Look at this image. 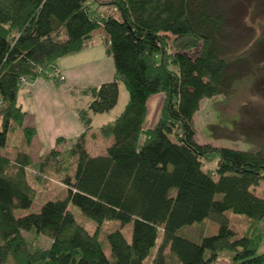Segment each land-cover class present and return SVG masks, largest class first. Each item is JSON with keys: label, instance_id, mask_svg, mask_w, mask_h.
Wrapping results in <instances>:
<instances>
[{"label": "trees", "instance_id": "trees-1", "mask_svg": "<svg viewBox=\"0 0 264 264\" xmlns=\"http://www.w3.org/2000/svg\"><path fill=\"white\" fill-rule=\"evenodd\" d=\"M89 1L0 0V264H168L166 248L180 264H219L224 251L230 264H264L258 251L264 232L256 241L239 235L226 216L264 219V195L252 191L264 183V140L256 151L213 148L195 141L193 124L203 99L230 94L247 76V48L227 54L230 26L251 13L264 16V0ZM106 5L117 16H105ZM94 37L112 59L115 80L83 89L91 100L78 117L89 131L91 115L116 106L122 83L124 109L99 128L111 142L103 155H93L87 133L69 145L57 138L36 178L59 177L66 195L17 216L34 202L30 157L3 154L9 132L21 131L26 147L35 137L19 91L40 77L61 83L57 62ZM261 44L264 31L254 39ZM160 94L164 105L146 127L149 101ZM61 143L67 147L57 151ZM211 158L218 159L214 173L203 170L202 161ZM71 205L96 223L93 232L76 220ZM207 218L218 224L216 233L198 242L178 233ZM114 220L117 227L99 238L100 225ZM129 223L127 239L122 228ZM29 234L50 244L33 246Z\"/></svg>", "mask_w": 264, "mask_h": 264}, {"label": "rangeland", "instance_id": "rangeland-1", "mask_svg": "<svg viewBox=\"0 0 264 264\" xmlns=\"http://www.w3.org/2000/svg\"><path fill=\"white\" fill-rule=\"evenodd\" d=\"M110 0H98L101 4L108 3ZM89 1V4H93ZM105 16L107 12L117 16L111 11V7L106 5L103 8ZM264 15V14H263ZM261 24V25H259ZM231 28V36L227 40V54L238 52L242 47H246L248 54L247 76L240 79L233 85L232 92L227 95L215 96L211 99H203L200 102L199 110L194 115L195 141L200 145H209L213 148H230L239 151H256L259 149L264 140V44L255 46V41L264 31V16H253L251 13L245 20L234 22ZM251 63L253 66H250ZM120 86V95L116 106L105 114L93 115L92 128L85 138L86 148L89 153L97 155V150L106 147L110 142L99 135V127L102 124L111 123L115 120L124 109L128 94L122 83ZM85 101L77 92L74 103L79 107ZM164 105V95L160 94L155 98L149 107L146 127H152L158 117L159 111ZM92 117V116H91ZM28 120L25 121V125ZM93 134L95 138L93 139ZM109 142V143H108ZM65 144L61 143L56 150L61 151ZM46 149V148H45ZM95 151H94V150ZM27 153L31 159L32 165L27 169V176L30 185L34 189V202L28 209H19L15 211L17 216L30 212H37L42 204L48 198H63L66 195V189L57 176L40 177L36 174L37 167L41 163L42 158L47 154V150L38 152L35 148L26 147L21 131L18 129L9 132L7 135V146L3 150V154H7L8 158L13 160L18 153ZM218 159L211 158L203 160V170L214 173ZM72 167L70 166V172ZM37 175V178H36ZM256 195H264V183L261 182L252 188ZM70 210L76 220L84 225L89 232L96 229V223L85 217L80 209L71 205ZM229 219V225L237 232V234H245L254 241L259 240L264 232V219L254 223L242 214H234L231 211L226 212ZM117 221L104 222L99 228V238L104 239L107 232L117 227ZM218 224L210 219H204L201 222L188 225L179 230V234L198 242L202 236L211 235L217 232ZM122 231L127 239L131 237V224H126ZM28 240L33 246L47 247L50 240L44 236L33 237L28 235ZM161 236L157 241L160 244ZM258 251L264 252V239L261 241ZM156 246V248H157ZM168 264H180L174 256L169 253L166 248ZM107 253L109 251L107 249ZM231 254L227 251L221 252L218 258L219 264H230ZM150 259H148L149 261Z\"/></svg>", "mask_w": 264, "mask_h": 264}, {"label": "crops", "instance_id": "crops-1", "mask_svg": "<svg viewBox=\"0 0 264 264\" xmlns=\"http://www.w3.org/2000/svg\"><path fill=\"white\" fill-rule=\"evenodd\" d=\"M57 67L64 78L61 83L55 85L40 77L28 88L21 89L18 94V102L27 115V125L35 129L31 148H35L38 152L47 150L48 153L55 147L57 138H63L69 145L80 135L86 133L88 135L91 130L86 131L79 120L78 112L87 108L91 98L81 91L115 80L112 59L97 37L92 38L90 46L80 53L60 59ZM77 92L85 99L79 107L74 103ZM154 98L156 97L149 101V107ZM91 116L92 128L93 115ZM105 125L107 124H102L100 127ZM105 149L106 147L97 150V155H103Z\"/></svg>", "mask_w": 264, "mask_h": 264}, {"label": "built area", "instance_id": "built-area-1", "mask_svg": "<svg viewBox=\"0 0 264 264\" xmlns=\"http://www.w3.org/2000/svg\"><path fill=\"white\" fill-rule=\"evenodd\" d=\"M62 79H63V78H62ZM22 83H23V84H28V81H27L26 79L23 78V79H22Z\"/></svg>", "mask_w": 264, "mask_h": 264}]
</instances>
